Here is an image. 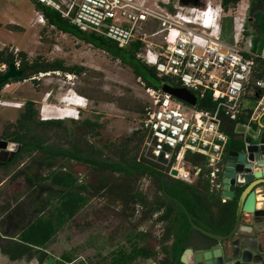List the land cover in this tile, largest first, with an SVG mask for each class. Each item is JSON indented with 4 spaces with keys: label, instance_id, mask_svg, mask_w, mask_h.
Here are the masks:
<instances>
[{
    "label": "rangeland",
    "instance_id": "rangeland-1",
    "mask_svg": "<svg viewBox=\"0 0 264 264\" xmlns=\"http://www.w3.org/2000/svg\"><path fill=\"white\" fill-rule=\"evenodd\" d=\"M142 1L152 6L155 0ZM241 2L248 3L249 6L251 4V0ZM35 3V0H0V49L12 53L18 60L23 52L30 63L60 59L66 66L78 65L83 70L77 76L57 71L38 73L23 81L12 79L0 90V133L7 127L11 130L10 124L16 122L26 102L33 101L39 119L65 118L69 142L78 135L85 151L91 146L98 150L105 149L103 157L114 159L115 150L128 141L130 149L135 147L134 153L139 155L143 140L139 136L128 140V136L141 129L143 113L150 102V95L144 84L130 67L118 59H113L104 50L49 25L44 15L36 9ZM16 65L19 66V61ZM6 71L7 66L0 65V73ZM73 93L84 97V107L79 109L78 114L72 105ZM242 104L244 108L254 109L258 99L247 91L242 98ZM74 117L76 123L69 119ZM86 119L98 126L93 128L84 124L83 120ZM60 136H63L61 130ZM52 142L59 141L51 140L50 143ZM68 143L59 144L70 147ZM62 162L64 161L60 159L58 165L61 166L59 163ZM67 167L88 186V194L84 206L72 220L62 225L51 245L49 244L55 258L60 259L64 254H69L72 259L70 264H111L114 250L123 248L127 251L131 248L125 232L134 233L138 230L152 233L159 228L163 229L154 219L141 220L140 208L124 211L117 198H109L102 190H97L95 186L100 182V175L91 165L70 159ZM20 170L30 174L36 172L31 156L19 158L15 164L4 170L0 169V180L5 173L11 174L13 179ZM114 176L119 181L126 178V183L129 182L132 188L142 191L150 201L158 194L157 185L151 176L136 175L127 178L123 174L113 173ZM19 177L22 178V183L18 187H23V191L27 193L29 186L25 176ZM14 190H11L12 194ZM17 192L20 198L23 192L20 189ZM133 213L137 216L131 217ZM152 236H146V239L154 241ZM135 241L138 244L144 243L141 240ZM1 263L7 264L8 261L0 251ZM132 264L155 263L138 258Z\"/></svg>",
    "mask_w": 264,
    "mask_h": 264
},
{
    "label": "built area",
    "instance_id": "built-area-1",
    "mask_svg": "<svg viewBox=\"0 0 264 264\" xmlns=\"http://www.w3.org/2000/svg\"><path fill=\"white\" fill-rule=\"evenodd\" d=\"M35 1L57 10L80 30L104 35L121 47L138 43L137 58L197 97L192 105L163 88H146L150 102L141 121L145 136L138 160L170 176L175 169L178 175L172 177L192 182L202 167L187 166L185 157L200 154L211 185L220 188L229 140L223 117L237 120L244 114L247 91L260 96L250 119L264 109V69L256 77L264 47L254 51L253 36L247 34L249 4L240 0L226 9L222 0H155L152 6L142 0ZM226 17L232 19V41L223 36ZM208 93L214 105L199 108V97ZM72 100L80 103L83 98L73 93Z\"/></svg>",
    "mask_w": 264,
    "mask_h": 264
},
{
    "label": "trees",
    "instance_id": "trees-1",
    "mask_svg": "<svg viewBox=\"0 0 264 264\" xmlns=\"http://www.w3.org/2000/svg\"><path fill=\"white\" fill-rule=\"evenodd\" d=\"M239 1L222 0V3L228 9ZM35 5L36 9L44 15L49 25L56 27L63 33L73 35L96 48L104 50L113 59L120 60L122 64L131 68L135 76L140 79L146 88L160 89L165 84L176 87L180 86L179 83L173 82L168 77H159L154 67L147 65L137 58L138 43H134L130 47H121L104 35L80 30L69 20L63 18L60 12L45 4L36 1ZM249 17L254 18L251 25L257 30V36L260 40L261 34H264V0H251ZM231 33L232 19L226 17L223 20V35L225 37V35ZM258 39L256 38V40ZM256 40L253 38L255 43L254 50L257 48ZM20 55L21 57L18 60L12 53H6L5 50L0 49V65L5 64L8 69L10 63L16 64L19 61V69L24 72V75L13 79L16 81L29 79L38 73L57 71L77 76L83 70L78 65L66 66L63 60L60 59L53 62L40 63L36 61L30 63L25 53L22 52ZM257 61L258 72L256 73V77L259 78L262 76L264 69V59L258 58ZM0 75L2 74L0 73ZM6 84L1 86L0 90ZM213 105L211 94L209 93L198 99L197 106L199 108H211ZM251 112L252 110L249 111L248 117L251 115ZM243 115H240L237 120H231L227 116L222 119V129L229 134L230 142L238 135L236 131L237 125L247 121L248 117L245 118ZM66 121V119H39L34 102L27 101L23 112L20 113L16 122L10 124L12 129L10 130L7 127L0 133V139L16 142L20 145V150L17 152L12 164L17 162L19 158H24V156H31L33 158L36 172L30 174L25 170H20L15 176H25L27 183L32 181L36 176L42 181L50 179L52 183L62 185L66 189L65 192H60L61 199L54 209V215L48 217L37 216L32 220L30 228L21 235L23 243L6 241L0 236L1 250L12 259H19L23 255H27L28 258L33 257L32 249L34 248L26 245V243L44 248L46 243L50 242L57 231L63 227L62 225L72 220L87 201L88 186L80 184L78 179L73 175L59 170L56 158L61 156L91 165L100 175V182L95 186L96 189L102 190L109 198H117L122 203L124 211H135L137 208H140L141 220L148 218L149 220L154 219L156 222H167L168 226L165 228L166 234L160 239V245H163V250L165 249V251L173 256L171 264H180L182 243L192 229L185 209L189 212L192 221L206 230L218 234H227L232 229L236 218L237 197L226 202L222 201L221 187H213L210 183L209 169L206 168L204 156L195 153L186 154L185 160L187 166L202 167V172L196 177L198 178L197 181L190 183L174 178L168 173L156 169L152 164L144 160H138V154L134 153L135 147L130 149L128 141L123 142L115 150L114 159L103 157L102 154L106 152L105 149L98 150V148L91 146L88 151H85L81 147L78 135H76L75 140L69 142V135L66 133ZM71 121L77 122L74 118ZM83 123L93 128L98 126L97 123L89 119L83 120ZM50 130L55 131L51 132ZM60 130L63 136H60ZM137 136L143 140L145 133L141 130H136L132 135L128 136V140H134ZM51 140H58L59 142L50 143ZM61 142L64 145L69 142L70 147L60 145L59 143ZM239 147L241 145L238 143L236 145L229 143L226 151L238 149ZM10 164L2 165L3 168H7ZM43 173L46 174L43 175ZM113 173L123 174L127 178L136 175L151 176L158 188L156 198L152 201L148 200V197L142 191L132 188L129 182L126 183V178L123 181H119L117 176L113 177ZM124 215L126 216V214ZM136 216L135 213L131 215V217ZM126 217L129 218L130 216ZM136 231L134 233L125 232L131 248L127 251L123 248L114 250L110 263L132 264L136 259L144 258L158 264H163L161 262L163 257L161 258L154 243L146 241V235L144 234L146 232ZM135 239L144 241V243L138 244ZM48 257V253H40V260L42 262ZM70 261L72 259L69 257V254H64L56 262L57 264H67Z\"/></svg>",
    "mask_w": 264,
    "mask_h": 264
},
{
    "label": "water",
    "instance_id": "water-1",
    "mask_svg": "<svg viewBox=\"0 0 264 264\" xmlns=\"http://www.w3.org/2000/svg\"><path fill=\"white\" fill-rule=\"evenodd\" d=\"M182 3L191 4L188 0ZM23 75L10 63L0 75V87ZM163 90L192 105L197 103V97L185 87L165 84ZM250 124L237 125L242 146L230 150L222 160V196L229 200L237 197L235 223L227 234L214 233L196 225L185 209L192 229L182 243L180 264H264V109ZM19 149L18 143L0 139V164L12 161ZM171 175L176 177L178 171L173 169ZM54 261L55 257L49 256L45 264Z\"/></svg>",
    "mask_w": 264,
    "mask_h": 264
},
{
    "label": "crops",
    "instance_id": "crops-1",
    "mask_svg": "<svg viewBox=\"0 0 264 264\" xmlns=\"http://www.w3.org/2000/svg\"><path fill=\"white\" fill-rule=\"evenodd\" d=\"M249 18L250 19H248V20H250V21H249V23L247 22V24H248L247 25V30H248L247 34L252 35L253 38H255V40H256V38L258 39V36H257L258 33L256 32L257 30H255V28L252 25L250 26V24L252 23L254 18L253 17H249ZM224 38L227 41H232V33L229 34V35H225ZM256 41H257V43H256L257 48L255 50L253 48V50L258 52V53H260L262 51L263 47H264V34H261L260 40L258 39ZM254 46H255V43H254ZM172 81L175 82L174 80H172ZM178 87H180V86H178ZM249 93H250L251 96L255 97L256 99L259 98L258 94H255V93L250 92V91H249ZM74 107L76 108V106H74ZM79 109H83V108H79ZM250 110H252V109L244 108V115L243 116L245 118L248 117ZM45 119H65V118H45ZM69 119H73V118H69ZM250 121H251V119H250V116H249L247 118L246 122L239 123V124H244V125L250 126L251 125ZM139 130L143 131L142 129H139ZM237 134L238 135L231 142H230V136H229V134H227L228 137H229L227 146L229 145V143L230 144H235V145L238 143L239 145L242 146V142L239 140L240 134L238 132H237ZM10 142H12V141H10ZM228 152L229 151H226L225 156L228 154ZM15 157H16V155H15ZM15 157H14V159H15ZM60 159H62V161H64V162H62L63 164L59 163L61 165V166L58 165L59 170H62L64 172H67V173L73 175L75 178L78 179V182L80 184H84V182L76 176V174L73 172V170L67 167L68 160H70L71 158L62 157V156L61 157H57L56 158V162L58 163ZM13 160L11 162H13ZM65 162H67V163H65ZM78 162H81V161H78ZM15 163H13V164H15ZM83 163H85V162H83ZM13 164L11 163L9 166H11ZM0 165H2V164H0ZM3 165L0 166V169H2V170L5 169V168H3ZM197 179L198 178L195 177L193 179V181L190 182V183L196 182ZM222 179H223V173L221 174V184H222ZM21 183H22V178L21 177H16V176L14 177L13 176V179H12V175L11 174H7V173H5V176H2V178L0 180V236L3 239H4V237H11L10 238L11 240H14V241H16L18 243H23L22 239H21V235L23 234V232H26V230L28 228H30L32 220L35 217H37V216L48 217V216L54 215V211H55L54 209L58 205V201L61 199L60 192H65L66 191L64 186L56 185V184L52 183V181L50 179L42 181L38 176H36L34 179H32V181H29V183H27L28 186H29L27 193H26V191H23V187H18ZM12 187L15 189L13 194L11 192V190H13ZM5 189H6V191H5ZM19 189L23 192V195L21 194L20 198H19V195L16 194V192ZM84 193H85V191H84ZM31 195L33 197V200L31 202H29L27 200H28V198L31 197ZM221 198H222L223 202H226L227 200H229V199H226L225 197L222 196V186H221ZM18 204H20V205H18ZM259 206H260V208H263L262 204H259ZM5 208H7V209L5 210ZM31 214H33V215L31 216ZM244 216L246 218L248 217V215H246V214ZM246 221H248V220L246 219ZM159 223H160L161 226H163V229L159 228L156 232H152V233H147L146 232V233H144L146 236L153 235L152 237H153V239H155L154 241H152L150 239L149 240L147 239L146 241H152L154 243V246H155L156 250L159 251V254H160L161 258L163 257V259L161 260V262H163V264H171V262L173 260V256L169 252L165 251V249L163 250V245H160V242H161L160 239L162 237H164V234H166V229L165 228H166V226H168V223L167 222H159ZM55 235L52 237L50 242L46 243L44 248L38 247V246H34V245H31V244L25 242L26 245H29L32 248H34V249L31 248L32 249V253L34 255H33V257H31L30 261H28L29 258L27 257V255H23L19 259H12L9 255L5 254L1 250V247H0V251H1L2 255H3V258L8 261L7 264H16V263H19V262H22L23 264H35L38 261V255L36 253V250H43L46 253H48L49 256H54L53 253L49 249V247H50L49 244L51 245L52 241L55 238ZM12 238H16V239H12ZM10 239H5V240L9 241ZM47 259L45 261H47ZM57 260L58 259L55 258L54 264H57V262H56ZM148 260H150V259H148ZM150 261L154 262L152 260H150ZM71 262L72 261L67 262V264H70ZM1 264H6V263H1Z\"/></svg>",
    "mask_w": 264,
    "mask_h": 264
},
{
    "label": "flooded vegetation",
    "instance_id": "flooded-vegetation-1",
    "mask_svg": "<svg viewBox=\"0 0 264 264\" xmlns=\"http://www.w3.org/2000/svg\"><path fill=\"white\" fill-rule=\"evenodd\" d=\"M181 2H182V0H180ZM189 2H191V4H200L201 2H202V0H188ZM20 150V149H19ZM18 150V151H19ZM17 151V152H18ZM16 155V154H15ZM9 163H12L11 161L10 162H7L6 164H9ZM33 200V197H32V195H31V197L30 198H28V200L27 201H29V202H31ZM18 205H20V204H18ZM17 209V208H16ZM20 211V210H19ZM11 237H4V239H10ZM12 239H16V238H12ZM10 241H14V240H11L10 239ZM41 252H45V251H43V250H36V253H37V255H38V261H37V263H35V264H44L45 262L43 261L42 262V260L40 261V253ZM28 259V258H27ZM31 260V258H29L28 259V261H30Z\"/></svg>",
    "mask_w": 264,
    "mask_h": 264
},
{
    "label": "clouds",
    "instance_id": "clouds-1",
    "mask_svg": "<svg viewBox=\"0 0 264 264\" xmlns=\"http://www.w3.org/2000/svg\"><path fill=\"white\" fill-rule=\"evenodd\" d=\"M77 94V93H76ZM78 96H81V95H79V94H77ZM82 98H83V101H81L80 103L79 102H76V101H72V105H74V106H76V110L78 111V113H79V108H83L84 107V97L83 96H81ZM77 113V114H78ZM76 117H74V119H75Z\"/></svg>",
    "mask_w": 264,
    "mask_h": 264
}]
</instances>
